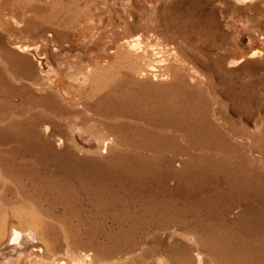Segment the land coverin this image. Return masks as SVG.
<instances>
[{
    "label": "rangeland",
    "instance_id": "rangeland-1",
    "mask_svg": "<svg viewBox=\"0 0 264 264\" xmlns=\"http://www.w3.org/2000/svg\"><path fill=\"white\" fill-rule=\"evenodd\" d=\"M107 8L75 40L49 1L0 0V264L43 243L56 264H264V0ZM124 18L174 51L164 75L112 92L108 66L69 77ZM14 43L46 55L49 78Z\"/></svg>",
    "mask_w": 264,
    "mask_h": 264
},
{
    "label": "bare ground",
    "instance_id": "bare-ground-1",
    "mask_svg": "<svg viewBox=\"0 0 264 264\" xmlns=\"http://www.w3.org/2000/svg\"><path fill=\"white\" fill-rule=\"evenodd\" d=\"M47 1L53 5L51 16L55 19L58 27L63 29L65 35L71 36L75 40L86 38L88 33L91 32H100L98 31V27H100V25L103 23V16H105L104 8H106L107 11L109 10V8H107L108 0ZM132 24L133 23L126 18L122 19L121 23L118 25L112 24L111 31L113 29H117L118 27L122 28V32L125 33V36H113L111 43L100 50L96 56L88 59L86 64H77V66H75V71L70 72L69 77L75 79L77 78V75L80 74L84 79H88L96 70H103L106 66H108L110 69H112V73L110 79L104 84L103 88H107L112 92L118 90L119 88L117 80L120 75H123L126 81H131L141 77L143 78L149 75L155 80L158 77L164 75V73L161 72L162 70L158 68L163 62V58L161 56L163 55L164 51H174L169 48L168 44L166 45L167 50H164V47L161 45V43L150 42L149 39H147V42L149 43L143 46L140 40L141 34H135L136 36L133 35L138 28L133 27ZM13 46L22 52L30 53L32 57L27 58L26 64L29 67H33L36 64L40 71L44 73L47 78H49L51 65H49L46 55H41L35 46L23 45L21 43H14ZM258 52L259 49H253L249 53L242 55L241 58L244 56L245 58L255 57ZM240 60L242 59L236 56L230 60L229 65L238 64ZM57 86H61L60 80L57 82ZM6 231L7 228L1 224L0 239L5 236ZM24 234L31 236L32 233L30 230H26ZM22 235V231L14 229L12 233V239H18ZM43 244L44 245L39 244L37 247H31L32 250L38 252L35 254L36 258L31 260V264H56L55 259H48L47 261L44 260V258L40 255L44 251L49 250L46 243ZM84 255L87 254L84 253ZM30 257L33 258L31 255ZM72 260L77 261L75 255H72ZM64 263L65 261H62L59 264Z\"/></svg>",
    "mask_w": 264,
    "mask_h": 264
}]
</instances>
